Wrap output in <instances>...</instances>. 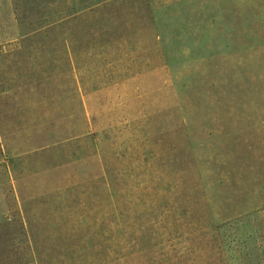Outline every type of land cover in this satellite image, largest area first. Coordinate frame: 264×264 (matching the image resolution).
Wrapping results in <instances>:
<instances>
[{
	"label": "rangeland",
	"instance_id": "obj_1",
	"mask_svg": "<svg viewBox=\"0 0 264 264\" xmlns=\"http://www.w3.org/2000/svg\"><path fill=\"white\" fill-rule=\"evenodd\" d=\"M0 134L13 246L25 208L38 248L154 220L170 264H264V0H0Z\"/></svg>",
	"mask_w": 264,
	"mask_h": 264
},
{
	"label": "trees",
	"instance_id": "obj_2",
	"mask_svg": "<svg viewBox=\"0 0 264 264\" xmlns=\"http://www.w3.org/2000/svg\"><path fill=\"white\" fill-rule=\"evenodd\" d=\"M87 131L79 133L83 135ZM1 135V134H0ZM6 136H0V160L5 156V151H10L4 144ZM182 181H156V190L158 191L156 200H148L145 205L159 203L163 200L174 198L176 193L183 192V199L195 185L193 182L194 172L189 170L184 174ZM162 181H165L164 183ZM186 186V189H185ZM188 187V188H187ZM22 232H20V242L22 246H13V238L6 236L0 238V264L16 260L19 264L34 262L35 264H106L127 259V255H134L138 264H162L171 263L173 260L171 254L165 251L164 239L159 237V233L154 230L153 226L156 221H147L139 231H126L120 227L119 231L112 233H94L85 234L61 233L44 237V242L37 244L34 234L27 228L26 209L21 210ZM195 238L198 235H194ZM160 242L162 246L159 245ZM13 249H11L12 247ZM4 250V251H3ZM181 252V260L186 262L190 255V247Z\"/></svg>",
	"mask_w": 264,
	"mask_h": 264
}]
</instances>
